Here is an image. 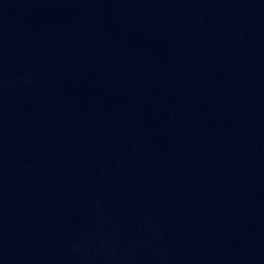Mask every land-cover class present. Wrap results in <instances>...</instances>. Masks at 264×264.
Returning a JSON list of instances; mask_svg holds the SVG:
<instances>
[{"label":"water","instance_id":"95a60500","mask_svg":"<svg viewBox=\"0 0 264 264\" xmlns=\"http://www.w3.org/2000/svg\"><path fill=\"white\" fill-rule=\"evenodd\" d=\"M0 264H264V0H0Z\"/></svg>","mask_w":264,"mask_h":264}]
</instances>
